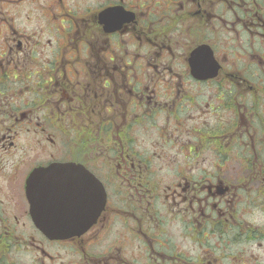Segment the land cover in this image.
Returning a JSON list of instances; mask_svg holds the SVG:
<instances>
[{
	"label": "flooded vegetation",
	"instance_id": "obj_1",
	"mask_svg": "<svg viewBox=\"0 0 264 264\" xmlns=\"http://www.w3.org/2000/svg\"><path fill=\"white\" fill-rule=\"evenodd\" d=\"M0 264H264V0H0Z\"/></svg>",
	"mask_w": 264,
	"mask_h": 264
},
{
	"label": "water",
	"instance_id": "obj_2",
	"mask_svg": "<svg viewBox=\"0 0 264 264\" xmlns=\"http://www.w3.org/2000/svg\"><path fill=\"white\" fill-rule=\"evenodd\" d=\"M82 228H84V227H82Z\"/></svg>",
	"mask_w": 264,
	"mask_h": 264
}]
</instances>
